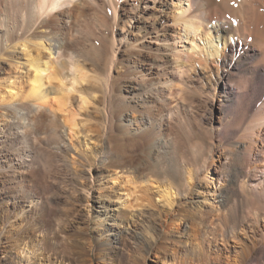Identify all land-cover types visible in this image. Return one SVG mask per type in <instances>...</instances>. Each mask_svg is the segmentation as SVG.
<instances>
[{
	"label": "rangeland",
	"instance_id": "rangeland-1",
	"mask_svg": "<svg viewBox=\"0 0 264 264\" xmlns=\"http://www.w3.org/2000/svg\"><path fill=\"white\" fill-rule=\"evenodd\" d=\"M155 1L61 0L56 13L45 14L31 22V0H0V48L6 54L5 59L12 55L17 66L15 73L25 76L26 71L21 63L26 60L25 53L16 43L27 40L32 47L31 42L40 40L47 47V37L52 34L57 50L51 54L41 50L43 59L46 56L52 59L51 66L55 71L56 79L47 86L49 89L65 86L62 92L71 91L66 109L56 114L61 124L73 116L72 123L76 127L70 125V129L73 127L71 131L66 124L64 130L68 143L73 144V155L69 156L75 160L72 169L79 174H71L74 180L71 184L69 180L61 181L65 175H71L67 171L65 174V170L59 171L55 175L56 187L48 190L49 221L51 225H64L67 237L59 239L56 247L50 243L46 247L47 254L74 252L80 261L85 260V264H179L157 248H150L147 252L134 249L133 236H149L156 226L164 228L161 230L164 237L179 240L188 252L200 257L209 253L222 264L227 260H235L238 264H264V158L256 152L248 157L244 147L248 144L246 132L252 125L257 130V147L264 146V123L257 126L253 120L257 116L256 108L247 110L244 105L226 106L213 66L196 62L209 42L201 33L194 35L193 30L184 29L183 23L175 20L178 15L182 18L189 15L188 2ZM242 1L253 2L234 0V4L224 7L223 11H239ZM212 41L221 47V39L213 34ZM5 59H0V78L10 68ZM68 61L85 65L88 74L84 80H79L80 84H74L73 90H68L72 80ZM105 76H109L111 85L108 87V111L102 101L106 91ZM163 80L167 82L162 83ZM160 87L163 89L161 97L155 96L154 92ZM79 97L86 102L81 104ZM41 111L37 108L27 115V121L38 128L44 127L49 119L44 118L49 111L40 116ZM107 112L112 122L109 123L112 130L109 133L113 135L108 133L112 138V166L101 163L98 158L105 147ZM250 137L255 139V135ZM161 139L167 140V148H157ZM236 140L240 142L237 153L233 151ZM205 156L204 165L202 157ZM82 157L88 160L85 166H80L83 164L81 160L84 161H79ZM175 157L178 161L185 159L180 167L187 176L189 172L192 186L183 189V184L177 182L179 191L171 189L169 206L156 187H162V184L152 177L146 179L149 176L146 173L155 160H174ZM170 181L167 180L166 184H172ZM226 186L238 194L228 193L229 199L219 204L215 194ZM83 188L89 189L88 195ZM143 190H146L148 199L136 200ZM183 190L187 191V196L182 194ZM4 201L0 194V264H13L7 255L11 243L7 237L18 227L14 206L27 210L29 204L25 198L19 197L4 207ZM102 203L109 208L106 213L100 207ZM178 209L182 215L176 218ZM165 210L171 211L167 220ZM151 212L159 216L154 225L149 226L143 220ZM186 213L191 215L187 217ZM111 219L121 223V230L130 234H122L118 240L111 238L109 242L102 232ZM228 224L233 226V236L232 233H222L223 226ZM105 245L114 246L119 250V258L123 257L102 260L100 256ZM78 258L75 257L71 264H79ZM183 264L206 262L189 258Z\"/></svg>",
	"mask_w": 264,
	"mask_h": 264
},
{
	"label": "bare ground",
	"instance_id": "bare-ground-1",
	"mask_svg": "<svg viewBox=\"0 0 264 264\" xmlns=\"http://www.w3.org/2000/svg\"><path fill=\"white\" fill-rule=\"evenodd\" d=\"M186 1L190 6L189 15L184 18H182L181 15H178L177 17H175V20L178 23H183L184 29L189 28L193 30L194 35H198L201 33L202 38H204L206 42H209V46L206 47L205 52L202 51L203 52L202 55L201 54L198 55L196 62L202 66L206 65V63H209V65L213 66L218 77L217 82L219 83L220 89L223 91V94L225 96L226 106L233 107L238 105H244L245 109L247 110L256 108L257 116L253 120L257 122V126L263 124L264 123V0H253L252 2L253 5L252 3L242 1L241 5L239 6L240 10L233 13H227V12L225 13L223 11V8L228 6L229 4H234L233 2L234 0H186ZM154 2L156 1L154 0ZM60 4H61V0H31V4L29 8V19L31 20V22H34L36 21L37 18L42 17L45 14L56 13L57 6ZM179 27L177 26V29H180ZM178 34H179L178 32L175 33L177 37ZM212 34L214 35V37L221 39V44H222L221 47L217 42H216L217 44H215L212 41ZM47 38L49 40L47 47L44 46V44L40 42V40L31 42L33 44L32 47L30 46L27 40H21L16 43L17 45L22 47V51L25 53L26 60L25 62H21L25 66L24 69L26 68L25 76L24 75L22 76L20 74L17 75L15 73L16 71L15 69H17V66L13 62L12 55H7V58L5 59L6 54L0 48V59L1 60L5 59L7 64L10 65L9 70L5 71V75L0 78V194H2L3 198L5 199L4 207L7 206V203L9 202L12 203L15 198H19V197L25 198L29 204L28 205L29 208L27 210H25V208L21 206L18 207L14 206L15 208L14 216L19 220L18 227L13 234L8 235L7 237L9 241H11L10 249L8 251L9 253L7 252V255L12 260L13 264H71L74 262L75 257L78 258L74 252H68L67 254H63L61 252H54L51 255H48L46 251V247L50 243L52 244L53 242V245L56 247L57 241L59 239L63 238L64 236L67 237L66 227H64V225L59 223H54L51 225L49 221V212L47 209L48 206L47 203L50 200L48 196V192H49L48 190L56 187L57 184L55 182V178H56L55 175L59 171L61 173L62 170L63 171L65 170V174L67 171V173L70 175L79 174L77 173L78 172L77 170H75L74 168L72 169V167L75 165V160L71 159L69 156L73 155V144L71 145L68 143L65 134L66 129L64 130L66 124H69L68 128L70 125L76 127L72 123L73 116L70 118L67 117L68 119L66 120V122H64V124H61L56 114L57 111L63 112L62 110L66 109V106L69 103L68 102L70 98L69 94L71 91L62 92V88L65 86H61L60 89L59 87L54 89H49L47 86L48 83H50L53 79H56V77L54 73L55 71L52 69L51 66L52 59H50L46 55H45L46 58L43 59L44 55L41 54V50L43 51L47 50L49 54L57 50V44L55 43L56 41L54 42L53 40V35L49 34ZM68 64H69L68 68L70 71L69 73H71L72 75V78L70 77L72 80H70L69 82V84H71V87H69L70 89L68 88V90L71 89L73 90L74 84L77 85V82L78 84H80L79 80L82 79L84 80L86 77H88L87 76L88 74L86 75L85 73V69H84L85 65L83 64L81 65L79 64V62L69 63V61ZM95 70L96 69H94L93 71ZM104 81L106 83L105 85L106 87L104 86L105 87L104 89H106V91L104 90V95H103L104 100L102 101L104 102V107L107 110L108 108L107 100L109 97L108 87L111 86L109 85V76H105ZM166 82L167 80L162 81V83H166ZM59 84H61L60 81ZM63 84L64 83H62L61 85ZM76 90L74 89V91ZM90 90L92 91V89ZM162 91L163 89L161 87L158 88L156 92H154L155 96L161 97L160 92ZM90 93L91 92L89 91V94ZM79 98H80V102L82 101L81 104H84L86 102V100L83 97H79ZM81 107H83V105H81ZM37 108H40L42 110L39 113L40 116L42 114L45 115L47 111L52 113V115L50 114V116H48L49 115L48 112L47 113L48 115L46 114L47 116L46 115L44 116V118L49 117V119H47L48 121H46L47 123L44 124L45 125L44 127L42 128L40 127L41 129L38 128L37 126L32 125L30 121H27V115ZM169 111H171L170 108ZM109 117H110L109 113L107 112V115H105V118H107L108 121L106 126V134L104 133L106 137L105 147L102 151H100L101 153L99 152L100 156L98 158L100 159L101 163L112 166L113 160H111L112 158L110 154H112L111 149L113 148H111L112 138L111 136H109V134L113 135V133L112 132L109 133V130H111V128H109L110 127L109 123H112ZM104 125L105 124H103V126ZM73 127L71 128L73 129ZM72 129L70 130L73 131ZM246 133L247 136L245 139H247L248 144H246L244 147H246L247 156L250 157V155L252 154L255 155V153L253 152H256L259 156L264 158V146L261 145L260 147H257L255 142L257 138L256 137L257 130L255 129L254 125H252L250 130ZM250 135L253 136L255 135V139L253 140L252 137H250ZM235 143L237 146L235 149H233V151L237 153L238 151L237 147L239 146L240 142L236 140ZM115 148L117 149V147H114V149ZM157 148L160 149L167 148V140L161 139V141H159L157 145ZM121 149H119L118 151H121ZM209 156H211L210 153ZM202 158H203L202 162L204 161L203 163L205 165L206 156ZM80 159H83V157L79 158V161ZM182 159L184 158H181L180 161H178L176 157L174 158V160H169L168 158L158 159L155 160L153 163H151L149 168H147L148 171L146 174H149V176H147L146 179L149 180L152 177L155 179V181L162 184V187H159L158 185H156V187L159 188L161 196L164 197L165 200H167V204H169V206L171 205V200L169 199L171 197L170 196L171 189L175 188L176 191H179L178 187L180 185L177 186V182L179 184L180 183L183 184V189L184 188L189 189L192 186V185L190 186L189 184V177H190L189 172L187 171L188 172V176H187L180 167V164L183 163V161H185V159L184 160ZM83 160L85 162L81 160L83 164L80 163V166L83 165L85 166L86 161H88L87 159L85 160V158ZM141 166L139 165V167ZM87 172L90 174L89 168L87 169ZM68 177L69 176L65 175V178L60 180L62 182L69 180L71 184H74V180H72V175L71 177L69 178ZM86 178L88 177L86 176ZM169 179L171 180L170 182L172 184H166V181L167 180L169 181ZM76 187H78V185ZM83 190L88 195L89 189L83 188ZM186 192L184 191L182 192V194L184 195ZM228 193H235V191H233L232 189L226 186L223 187L219 192H217L215 194L216 195L215 200H217V203L221 204L225 202ZM237 194L235 193V195ZM139 198L142 201L148 199L146 190H143V193L140 196H138L136 200H139ZM100 207L102 208L103 213H106L109 209L108 206L103 203ZM170 212H171L170 210L169 211L165 210V213L163 212L165 214L166 220L168 219V216L171 214ZM4 213H6V209L4 210ZM155 213L151 212L153 216L149 213L150 215L148 214L149 216L147 217V219L143 220L144 221L143 223L146 225L148 224L149 226L152 225V223L154 225V222L157 220L159 216L157 215V213L156 214ZM181 213H182L181 209H178L175 217L178 218L180 215H182ZM191 213L190 214L186 213V216L188 217V215H191ZM43 215H44V220H43ZM146 215L147 214H145V216ZM155 215L157 216L154 217ZM193 219L196 218L193 217ZM157 223L159 225H162L159 222ZM121 227H122L121 223H118L116 222V220L111 219V222L108 224L106 229L103 230L102 233L105 234V237L109 242H111V238L118 240L119 238H121L122 234L129 233V231L127 232V230H121L122 229ZM162 228L153 226V228L149 233V236L148 234L141 236L140 235L133 236L132 245L134 249L141 252L144 251L147 252V250L150 248L152 249L157 248L164 255L170 256L171 258L176 260V262H178L179 264H183L184 261L189 258L192 259L196 258L197 260H203L206 262V264L209 263L222 264L218 260V258L211 256L209 253L205 254V257L203 256L200 257L199 254L196 253L194 254V252H188L186 247H184V244L180 243L179 240L170 238V236L164 237L163 236L164 232L162 233L164 228L163 229ZM222 231L223 234L224 232L229 235L230 233H232V236L234 233L233 226L230 225L225 227L223 226ZM43 245H44V252H43ZM118 251L119 250H116L112 245H105L102 255L100 257L104 261L107 260L108 258L109 260L111 259L119 260L123 256H120L119 258ZM42 253L44 254L43 256L41 255ZM77 261L79 264H85V260L80 261L78 258ZM224 264H238V262L235 260L233 261L227 260Z\"/></svg>",
	"mask_w": 264,
	"mask_h": 264
}]
</instances>
